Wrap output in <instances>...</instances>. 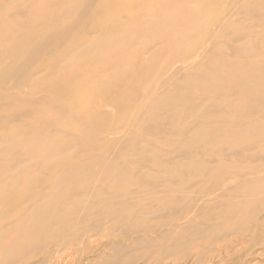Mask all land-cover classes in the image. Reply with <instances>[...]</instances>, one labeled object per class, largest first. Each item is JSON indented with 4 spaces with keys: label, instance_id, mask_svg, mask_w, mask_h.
<instances>
[{
    "label": "rangeland",
    "instance_id": "1",
    "mask_svg": "<svg viewBox=\"0 0 264 264\" xmlns=\"http://www.w3.org/2000/svg\"><path fill=\"white\" fill-rule=\"evenodd\" d=\"M138 1H108L109 14L92 17L61 50L36 59L33 76L18 81L10 76L13 67L44 30L45 14L63 1L0 2V101L6 102L0 142L37 136L56 150L28 185L6 186L0 196V264H264V130L253 129L264 126V98L228 92L239 81L255 87L264 80V19L254 17L264 15V0H208L218 8L208 26L170 35L174 41L153 63V82L166 77L171 64L188 77L177 87L152 90L154 100L168 103L159 114L152 105L137 106L135 120L131 113L121 119L120 104L89 117L91 126L82 130L41 101L78 110L69 98L71 80L61 71L65 58L97 33L126 28V14L141 12ZM19 2L30 11L44 7L37 15L42 20L4 17ZM222 10L227 16L217 21ZM90 61L75 63L89 67ZM216 87L223 88L221 98ZM29 108L53 116L54 129L16 117ZM168 126L172 131L162 129ZM25 156L15 149L6 154L0 190L1 176ZM115 160L128 183L114 175L109 164ZM120 197L136 206H121ZM44 203L52 206L50 214L36 215L33 208ZM106 206H114V218ZM95 216L102 225L89 230Z\"/></svg>",
    "mask_w": 264,
    "mask_h": 264
},
{
    "label": "bare ground",
    "instance_id": "2",
    "mask_svg": "<svg viewBox=\"0 0 264 264\" xmlns=\"http://www.w3.org/2000/svg\"><path fill=\"white\" fill-rule=\"evenodd\" d=\"M7 1L0 0L2 4ZM62 1V6L45 14L48 20H44V30H42V33L33 44L28 45V54L13 67L10 73L14 80L18 81L27 74L33 76L32 69L36 59L45 57L53 51L61 50L68 40L75 39L81 28L86 27L92 17L96 16V18L101 19L109 14L108 11L106 12V7H108V1L110 0ZM121 1L126 2L129 0ZM159 1H167L169 4L161 5L158 0H149L146 3L138 1L141 12H129L126 14L128 16L126 28L121 27L113 34L97 33L81 46H78L69 57L65 58V65L61 67V71H64L65 77L71 80L69 98L71 102L76 104L78 110L56 105L46 99L41 100L45 105L41 104L46 108L48 107L50 111L65 116L75 128L78 126L82 130L91 126L89 117L107 107L117 108L122 104L120 109L121 119H124L126 114L131 113L130 118L133 116V120L137 118V114L134 115L132 111L137 106L152 105V109L158 114L168 109L165 107L168 103L152 98V90L159 88L163 91L167 88L177 87L180 85L181 80L188 77V73L183 72L182 66L176 67L171 64L169 65L171 72L166 77H157L155 79L156 83H154L153 79L158 74V70L154 68L153 63L160 61L164 57L168 47L174 41L169 39L170 35L174 36L177 34L180 28L191 31L197 27H203V25L208 26L213 13L218 8L217 6L209 5L208 0ZM238 1L240 0L232 2L231 5H237ZM16 7L15 11L6 14L4 17L15 15L20 23L26 22V16L27 18L31 16L33 22L34 19L36 21L42 20V17H37V15H41L44 12V7L38 12L26 10L24 6L22 7L21 2L17 3ZM225 14L222 10L217 21L224 19L227 16ZM254 17L257 21L264 19L262 14L254 15ZM202 37L196 36L197 39ZM142 55L144 57L140 59ZM90 57H93V61L86 64L89 67L78 66L75 63L79 59ZM211 70H214V68H211ZM214 91L219 95V98L224 93L223 88L220 87H216ZM228 92L253 97L255 100L264 98V80L260 79L259 84L255 87L239 81L236 85L230 87ZM28 99L31 100L30 98ZM12 101L14 103L17 100L14 99ZM4 104L6 102L1 103L0 101V108ZM80 110H88V114L81 113ZM16 117L27 119L30 123L48 124L53 129V124L56 122L55 118L50 116V114H42L31 108L20 110ZM259 128L264 130V126L260 124L253 126V129ZM162 129L164 131H172L169 126L166 128L162 127ZM212 131L215 135L221 134L218 128L213 127ZM250 132L252 131L250 130ZM17 136L18 138H14L13 142L9 144L5 143V141L0 142V164L6 162L4 161L6 154L11 149L26 152L25 160L23 158L13 163V173L7 171L4 176H1L2 184H5V186H2L0 196L5 192L6 186L28 185L29 176L36 171L37 166L39 164H47L50 157L56 154L52 144L48 143V140L43 137L29 136L27 139L21 135H15L14 137ZM40 148H44L47 151L44 153L45 156L39 153ZM183 157H186V155H183ZM33 159L35 162L31 161ZM116 161H112L109 166L116 170L114 175L121 182L128 183V175ZM171 190V187H169L168 191L171 192ZM72 193L73 195H78L81 194V191L74 190ZM116 203H120L121 206H127V208L136 206L135 200L125 197H120ZM95 204L96 202L93 201L91 206L95 208ZM51 207L44 203L40 206H35L33 210L36 215L50 214ZM101 210L98 208L94 209V214H98ZM106 210L112 218L117 215L114 206H106ZM82 212L83 214H88V207L84 206ZM97 217L95 216V219ZM101 225V220L97 218L88 226V229L96 230Z\"/></svg>",
    "mask_w": 264,
    "mask_h": 264
}]
</instances>
